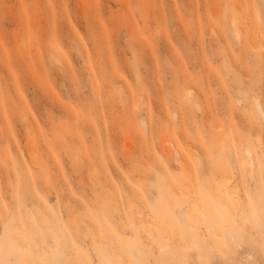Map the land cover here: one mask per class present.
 Returning a JSON list of instances; mask_svg holds the SVG:
<instances>
[{
  "label": "rangeland",
  "instance_id": "obj_1",
  "mask_svg": "<svg viewBox=\"0 0 264 264\" xmlns=\"http://www.w3.org/2000/svg\"><path fill=\"white\" fill-rule=\"evenodd\" d=\"M0 264H264V0H0Z\"/></svg>",
  "mask_w": 264,
  "mask_h": 264
},
{
  "label": "bare ground",
  "instance_id": "obj_2",
  "mask_svg": "<svg viewBox=\"0 0 264 264\" xmlns=\"http://www.w3.org/2000/svg\"><path fill=\"white\" fill-rule=\"evenodd\" d=\"M166 149V148H165ZM168 149V148H167ZM166 149V150H167ZM238 197V201H240V202H242L243 203V201H242V197H240V196H237ZM239 207H240V205H239ZM233 212V211H232ZM235 213V212H234ZM240 216H242V213H241V215H239V213L237 212V214H235V216H234V218L236 217V219L238 218V217H240ZM202 217H204V219H205V222L207 223V227H206V231L209 233V234H212L213 236H217L218 234V238H220V239H224L226 236L225 235H227L226 233H224V232H222V233H217V229L215 228V226L213 225V224H208V221H212V222H214L212 219H206V215H204V216H202ZM201 217V218H202ZM243 217H244V215H243ZM237 221H239V220H237ZM221 234V235H220ZM151 235H155V232H152L151 233ZM225 237H224V236ZM222 238H221V237ZM224 237V238H223ZM93 249L94 250H100V248H99V242L97 241V240H95V243L93 244ZM111 261L114 263L115 262V260L114 259H111Z\"/></svg>",
  "mask_w": 264,
  "mask_h": 264
}]
</instances>
